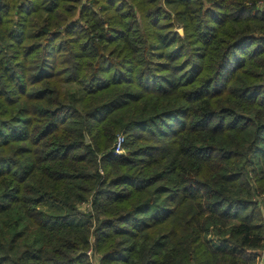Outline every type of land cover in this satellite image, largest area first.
Segmentation results:
<instances>
[{
    "label": "trees",
    "instance_id": "16d2710c",
    "mask_svg": "<svg viewBox=\"0 0 264 264\" xmlns=\"http://www.w3.org/2000/svg\"><path fill=\"white\" fill-rule=\"evenodd\" d=\"M263 251L264 0H0V264Z\"/></svg>",
    "mask_w": 264,
    "mask_h": 264
},
{
    "label": "rangeland",
    "instance_id": "374dc122",
    "mask_svg": "<svg viewBox=\"0 0 264 264\" xmlns=\"http://www.w3.org/2000/svg\"><path fill=\"white\" fill-rule=\"evenodd\" d=\"M167 7H168V9H169L171 12H173V7H172V6L168 5ZM177 31L179 32V34H180L181 36H184V29H183V28H178ZM65 88H66L67 93H68L69 95H72V94L79 95V94L76 92L77 90H76L75 87H73V86H69V85H65ZM75 92H76V93H75ZM85 208L87 209V206H85ZM262 253L264 254V251H263ZM93 261H94V263L97 264V259H96L95 257H93Z\"/></svg>",
    "mask_w": 264,
    "mask_h": 264
},
{
    "label": "built area",
    "instance_id": "2783aa9c",
    "mask_svg": "<svg viewBox=\"0 0 264 264\" xmlns=\"http://www.w3.org/2000/svg\"><path fill=\"white\" fill-rule=\"evenodd\" d=\"M123 141H124V137L122 135H120V137L118 138L117 146H116V152L117 153L123 152V145H122ZM89 253L91 254L92 251L90 250ZM258 264H264V254L263 253L259 258Z\"/></svg>",
    "mask_w": 264,
    "mask_h": 264
}]
</instances>
